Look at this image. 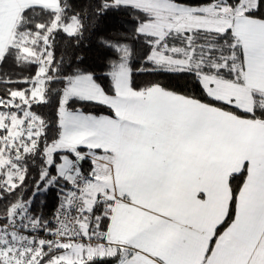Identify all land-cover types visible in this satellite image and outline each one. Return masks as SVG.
I'll use <instances>...</instances> for the list:
<instances>
[{"label": "snow or ice", "instance_id": "6c2138e0", "mask_svg": "<svg viewBox=\"0 0 264 264\" xmlns=\"http://www.w3.org/2000/svg\"><path fill=\"white\" fill-rule=\"evenodd\" d=\"M120 9L142 57L118 37L101 77L57 60V34ZM0 85V264H264V0H0Z\"/></svg>", "mask_w": 264, "mask_h": 264}, {"label": "trees", "instance_id": "16d2710c", "mask_svg": "<svg viewBox=\"0 0 264 264\" xmlns=\"http://www.w3.org/2000/svg\"><path fill=\"white\" fill-rule=\"evenodd\" d=\"M74 5V10L79 12L80 9H88L89 5H95L98 0H70ZM131 10H109L106 14L99 17H95L87 21V27L83 33V36L77 41L76 39H70L66 34L60 32L55 36V55L57 60L62 56L65 57V63H67L68 57L81 58L78 66L95 73L98 77L106 71V61L113 55L112 50L104 47L101 44L102 38L113 39L118 37H127V43L133 46L137 56L142 57L146 46L143 38L136 39L133 36V29L135 27L134 15ZM73 66H76L75 64ZM141 65L136 64L135 67L139 68ZM150 67V66H148ZM4 72H15L16 76L27 77L34 75L36 66H32L31 69L22 71L19 68L13 69L11 65H5ZM16 77L14 76L13 79ZM135 80L139 84H144L150 81H161L169 87L177 88V90H185V87L192 89L196 93H199V89L195 88L191 83V77L187 75L169 76L154 74L150 72H138L135 74ZM107 83L106 81H102ZM29 85L13 84L10 87L24 88ZM59 87V85H55ZM5 85H0V89H3ZM84 107L87 111L93 113H108V109L103 108L95 104L78 105ZM39 113L46 117H51L54 109L50 106H40L36 109ZM84 168L87 169L88 165L85 164ZM38 179L35 171L31 173L28 180V188L34 189V180ZM25 199L31 196V191L25 190ZM57 198L55 188L49 189L47 192H41L37 194L32 204L33 211L37 214L42 213L45 219L51 220L53 214L57 210ZM3 204L0 203V210H2Z\"/></svg>", "mask_w": 264, "mask_h": 264}, {"label": "built area", "instance_id": "2783aa9c", "mask_svg": "<svg viewBox=\"0 0 264 264\" xmlns=\"http://www.w3.org/2000/svg\"><path fill=\"white\" fill-rule=\"evenodd\" d=\"M51 219H52V218H51ZM40 235H41V236H43V235H44V233H43V232H41V233H40Z\"/></svg>", "mask_w": 264, "mask_h": 264}, {"label": "crops", "instance_id": "0c3cea01", "mask_svg": "<svg viewBox=\"0 0 264 264\" xmlns=\"http://www.w3.org/2000/svg\"><path fill=\"white\" fill-rule=\"evenodd\" d=\"M94 114H96V113H94ZM99 114H106V113H99Z\"/></svg>", "mask_w": 264, "mask_h": 264}]
</instances>
